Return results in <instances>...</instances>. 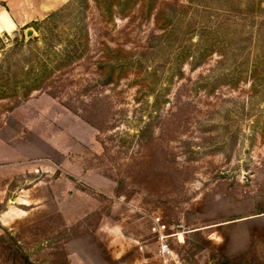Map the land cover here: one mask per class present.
I'll list each match as a JSON object with an SVG mask.
<instances>
[{
    "label": "rangeland",
    "instance_id": "1",
    "mask_svg": "<svg viewBox=\"0 0 264 264\" xmlns=\"http://www.w3.org/2000/svg\"><path fill=\"white\" fill-rule=\"evenodd\" d=\"M109 1L0 0V264H264V0Z\"/></svg>",
    "mask_w": 264,
    "mask_h": 264
},
{
    "label": "trees",
    "instance_id": "2",
    "mask_svg": "<svg viewBox=\"0 0 264 264\" xmlns=\"http://www.w3.org/2000/svg\"><path fill=\"white\" fill-rule=\"evenodd\" d=\"M129 0H119L117 1V8L120 12L125 10L127 3ZM141 1H154V0H141ZM95 3H97V9L102 10V11H107L111 10L113 7V2L114 1H109V0H94ZM116 6V5H115ZM80 40V39H79ZM34 63V62H32ZM38 64V63H37ZM48 62L46 60L39 62V71L38 66L34 67V65H30L29 68H20V82H17V75L15 73L13 75L10 74H5L2 75L3 78L0 79V100H4L8 97L7 95L9 94V91L11 89L10 87V81H14V84L16 85L18 83V87L14 89V92L18 93L20 97H27L29 96L33 91L40 90L41 85H39V82L41 79H39L41 72L47 67ZM37 69V70H36ZM7 233L10 238L12 237L10 231H4V233ZM26 264L29 262L26 258L25 261Z\"/></svg>",
    "mask_w": 264,
    "mask_h": 264
},
{
    "label": "built area",
    "instance_id": "3",
    "mask_svg": "<svg viewBox=\"0 0 264 264\" xmlns=\"http://www.w3.org/2000/svg\"><path fill=\"white\" fill-rule=\"evenodd\" d=\"M150 231L158 243L157 256L160 259V264H176L177 255L168 243V238L173 234H167V225L162 222L160 217L152 218Z\"/></svg>",
    "mask_w": 264,
    "mask_h": 264
},
{
    "label": "crops",
    "instance_id": "4",
    "mask_svg": "<svg viewBox=\"0 0 264 264\" xmlns=\"http://www.w3.org/2000/svg\"><path fill=\"white\" fill-rule=\"evenodd\" d=\"M14 29H15V22L9 16L8 12L5 10L3 12L1 11L0 12V33L1 32L10 33ZM68 260H69L68 264H79L76 262L77 259H74L69 254H68Z\"/></svg>",
    "mask_w": 264,
    "mask_h": 264
}]
</instances>
